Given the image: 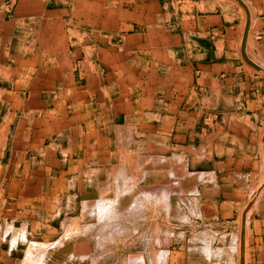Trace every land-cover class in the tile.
Returning a JSON list of instances; mask_svg holds the SVG:
<instances>
[{"label": "rangeland", "instance_id": "374dc122", "mask_svg": "<svg viewBox=\"0 0 264 264\" xmlns=\"http://www.w3.org/2000/svg\"><path fill=\"white\" fill-rule=\"evenodd\" d=\"M0 264H264V0H0Z\"/></svg>", "mask_w": 264, "mask_h": 264}, {"label": "crops", "instance_id": "0c3cea01", "mask_svg": "<svg viewBox=\"0 0 264 264\" xmlns=\"http://www.w3.org/2000/svg\"><path fill=\"white\" fill-rule=\"evenodd\" d=\"M55 10H60V9H55ZM53 10H45L44 12H52ZM254 137V134H253ZM248 140H249V136H247Z\"/></svg>", "mask_w": 264, "mask_h": 264}]
</instances>
